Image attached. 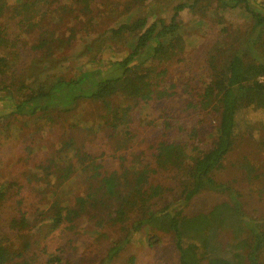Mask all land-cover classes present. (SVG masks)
Returning <instances> with one entry per match:
<instances>
[{"label": "trees", "instance_id": "1", "mask_svg": "<svg viewBox=\"0 0 264 264\" xmlns=\"http://www.w3.org/2000/svg\"><path fill=\"white\" fill-rule=\"evenodd\" d=\"M132 1L144 4L149 0ZM80 3H91V0ZM216 7L243 9L253 26L243 40L232 36L230 45L239 42L240 45L228 56L222 57L220 52L218 62L213 61L212 55L206 56L202 90L193 91L197 88L191 85L188 96L183 98V94H175L166 82L174 66L177 65L182 75L188 71V60L182 56L185 48L179 16L185 10H210L211 22L219 23L218 15L212 17ZM108 33L118 40L127 34H137V37L127 53L117 55L111 53L109 46L101 47L99 54L108 52L112 56L110 61L100 59L96 63L99 59H95L91 68L82 70L83 65L77 74L60 75L55 80L35 79L14 85L12 80L5 79L9 63L0 54V101L12 106L9 115L64 114L73 111L82 101L102 104L108 110L117 103L118 108L112 111L129 125L135 124L137 134L142 137L139 141L144 150L131 157L126 155L131 146L127 138L115 147L113 153L123 164L119 172H107L98 159L81 155L78 148L74 151V141L59 142L61 152L72 151L71 160L78 163L79 173L88 175V191L76 209L66 215L57 214L51 221L55 225L67 221V230L75 237L82 238L85 229L96 235V244L87 238L81 240V245L85 242L82 252L87 260L97 259L107 242L100 264H109L141 232L148 234L150 248L160 243L162 235L168 236L178 254V264H189L193 254L199 260L216 257L218 244L210 232L231 220L239 237L238 252L233 253L230 261L221 259L220 264H264V184L253 180L250 188H233L212 177L239 142L254 144L260 159L258 147L262 145L258 143V136L264 131V0H186L173 6L167 21H152L148 13L110 28ZM42 36L37 45L43 49L59 43L54 36L47 39ZM194 97L199 98L197 103H192ZM157 104H160L158 108ZM198 109L212 116L214 126L191 122V116ZM153 111H157L160 129L154 127L150 118ZM146 129L142 135L141 130ZM68 166L66 171L72 170ZM243 174L245 177L240 182L252 177L263 178L261 172ZM17 179L0 178V264H58L56 257L44 262V252L36 253L38 247L29 241L30 222L22 204L15 199L23 190ZM49 180L43 174L39 180L30 182L31 188L33 183H39L38 188ZM148 180L154 183L161 180L165 188L158 200H151L155 206L150 208L136 197V192ZM240 189L251 193L243 195ZM203 193L218 194L224 201L208 213L186 214L184 208ZM103 207L109 210L106 218L100 214ZM187 240H196L197 247L185 246Z\"/></svg>", "mask_w": 264, "mask_h": 264}, {"label": "rangeland", "instance_id": "2", "mask_svg": "<svg viewBox=\"0 0 264 264\" xmlns=\"http://www.w3.org/2000/svg\"><path fill=\"white\" fill-rule=\"evenodd\" d=\"M80 1L0 0V54L9 63V72L7 71L5 79L9 82L12 80L14 85L35 79L55 80L60 75L77 74L83 65L82 70L84 67L85 70L89 69L93 63H99L100 59L110 61L112 56L108 52L99 54L101 47H113H108L112 49L111 53L122 55L133 48L137 37V34H127L118 40L109 35L110 28H116L148 13L152 21H167L173 12V6L186 0H149L144 4H136L132 0H91V3ZM218 7L212 17L218 15L219 23L211 22L210 10H185L179 16L185 48L182 56L188 60V71L182 75L176 65L170 69L166 82L171 85L170 88L175 94H183V98L188 96L186 93L191 85L197 88L193 91L202 90V82L206 80L203 72L206 56L212 55L214 62L220 60V52L222 57L224 54L228 56L240 45V42L230 45L232 36L243 40L253 26V21L243 9ZM204 8L208 6L205 5ZM41 36L44 39L54 36L59 43L55 42L51 49H43L37 45ZM95 59L99 60L94 62ZM163 71L166 72L165 69ZM12 91L18 98V94ZM198 99L192 98V103H197ZM112 106V109L105 110L102 104L82 101L69 113L52 112L48 115L25 116L9 115L12 106L0 101V117L6 115L0 120V178H18L23 187L21 196L15 199L27 213L25 216L31 226L29 241L38 247L36 253L44 252V262L49 257H56L58 264H100L102 252L108 247V243L104 242L98 258L87 260L82 252L85 242L81 245V240L87 238L85 240L96 244V235L90 229H85L82 238L75 237L71 230H67V221L55 225L50 218L57 214L66 215L76 209L88 191V175L79 173L78 163L71 160L72 151L61 152L59 142L74 141V151L78 148L82 151L81 155L98 159L103 170L107 172L122 170L123 164L113 152L123 138L130 141L128 145L131 146L126 151L129 157L144 150L139 141L142 137L137 134L135 124L129 125L124 118L115 115L112 110L118 108L117 103ZM193 114L191 122L214 126L212 116L207 115L206 111L198 109ZM157 117V111H153L150 118L154 121V127L160 129ZM147 131L141 130L142 135ZM51 133L58 136L55 141L51 138ZM258 143L262 145L258 147V151H261L258 153L260 159L256 155L254 144L249 141L239 142L228 154L224 166L215 170L212 177L233 188H250L253 180L263 185L264 131L259 133ZM50 164L51 167L48 166ZM68 164L72 170L66 171ZM124 166V169L128 168L127 164ZM254 170L263 173V178L252 177L240 182L245 177L243 173L250 175V171L255 173ZM43 174L50 177L48 184L36 188L39 183H33L34 188H31L30 182L39 180ZM164 190L161 180L155 183L148 180L136 192V197L143 206L150 208L155 206V202L151 200H158ZM173 193L176 195L175 190ZM241 193L246 195L251 191L248 193L241 190ZM222 201L224 198L218 194L203 193L188 204L184 211L190 216L208 213L214 205ZM102 210L100 214L106 218L109 210L106 207ZM85 225L87 227L89 224ZM210 233L218 244L216 257L199 260V256L193 254L189 264H220L221 259L230 261L233 253L238 252L236 245L239 237L233 230L231 220L221 227L213 228ZM139 235L141 236L133 244L109 264H178V254L168 236L162 235L160 243L150 248L147 245L148 234L142 235L140 232ZM193 240H187L185 246L197 247V241Z\"/></svg>", "mask_w": 264, "mask_h": 264}, {"label": "bare ground", "instance_id": "3", "mask_svg": "<svg viewBox=\"0 0 264 264\" xmlns=\"http://www.w3.org/2000/svg\"><path fill=\"white\" fill-rule=\"evenodd\" d=\"M51 138L55 141L57 138H58V136L55 134V133H51Z\"/></svg>", "mask_w": 264, "mask_h": 264}]
</instances>
